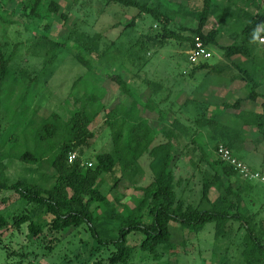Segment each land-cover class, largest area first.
<instances>
[{
	"label": "rangeland",
	"instance_id": "rangeland-1",
	"mask_svg": "<svg viewBox=\"0 0 264 264\" xmlns=\"http://www.w3.org/2000/svg\"><path fill=\"white\" fill-rule=\"evenodd\" d=\"M3 1L0 0V54L7 59V74L0 81V179L7 184L24 180L50 186L54 181L51 175L53 170L47 161L38 165L17 159V154L31 147L34 142L33 125L27 124L31 111L35 112L37 121L52 111L67 117L77 107V103L69 100L68 96L74 90L82 95L90 86L98 95H101L100 87H103V104L108 109L117 107L119 102L127 101L129 97L116 82L106 76L112 72L122 73L130 87H136L144 98L147 94L144 89L153 94L177 87L184 92L186 90L189 75L187 70L192 67L188 60L189 42L172 40L164 46H149L144 49L136 40L148 36L160 37L166 12L169 13L166 14L167 17L171 15L167 26L182 32V26L195 22L190 17L183 18V13L177 7L200 5L202 0H146L148 5L159 7L163 17L160 15L158 21L150 15L139 14L135 7L106 3L105 0H60L61 6L51 18L46 37L35 32L32 22H28L25 17L28 9L24 0H5L4 4ZM212 1L213 10L204 29H218L216 44L208 45L212 53L209 62L215 64L221 58L225 61L220 45L240 42L243 38L242 29L250 23V18L244 19L240 10L239 17L232 12L229 25L233 36L225 38L223 19L227 16L221 9L224 8V2ZM255 1L257 13L264 12V0ZM8 11L10 15H6ZM62 13L65 15L62 16ZM63 40L66 41L65 45L53 46L49 42ZM83 47L89 51L82 49ZM81 52L94 65L90 78L85 77L87 68L77 57ZM200 75L198 74L199 77ZM77 79L79 82L73 86ZM172 100L170 98L162 102L167 110L173 108ZM21 111H25L22 116ZM182 111L185 112V108ZM144 113L151 124L157 120L167 121L156 118L155 112L144 110ZM89 127L94 133L93 137L74 153L78 155L81 150L83 164L88 165L90 162L91 165L88 166L93 167L95 153L101 150L112 151L113 145L105 112H100ZM179 135V147L182 148L178 153L185 160L177 162L173 167L176 194L185 203L191 202L199 206L202 205L199 202L202 182L204 179L211 180L212 172L207 163L202 161V151L184 146L186 138L183 131ZM148 151L139 158L140 167L117 161L112 172L99 173L100 190L116 205L118 211L124 210L125 206L134 207L136 197L143 195V187L152 180ZM255 157L258 159L259 154H255ZM244 158L249 161L248 157ZM259 160L250 165L256 170H262L264 177V159ZM219 180L211 186L209 198H219L222 201L232 199L235 202L232 195L224 190L222 181L225 179ZM245 182L250 183V190L242 193L239 209L249 217L253 215L249 219L250 224L263 240L264 181L240 180L239 183ZM35 206L36 204L20 198L15 191L0 188V212L9 222ZM143 212L145 220H148L147 211ZM19 227L11 225L0 231V264H108L110 250L97 249L98 241L85 224L70 229L66 237L65 234H52L55 235L49 242L53 245L52 250H47L48 243L43 242L42 234L34 241L29 239L27 222ZM170 228L171 248L160 247L161 256L157 259L138 249L142 239L139 232L129 233L127 242L132 247L130 264H247L243 253L245 231L238 221H228L225 233L217 236L214 234L213 222L205 223L197 234L180 229L174 222ZM56 237H61L57 244ZM255 264H264V259Z\"/></svg>",
	"mask_w": 264,
	"mask_h": 264
},
{
	"label": "trees",
	"instance_id": "trees-1",
	"mask_svg": "<svg viewBox=\"0 0 264 264\" xmlns=\"http://www.w3.org/2000/svg\"><path fill=\"white\" fill-rule=\"evenodd\" d=\"M23 2L26 3L28 9L24 15L28 22H32L33 30L40 36L46 37L49 33L51 18L57 14L61 6L60 0H24ZM105 2L135 7L139 14L150 15L156 21L160 20L162 14L159 7L148 5L146 0H105ZM177 10L183 13V18L190 17L195 24L182 26L180 28L182 32L171 29L167 26L171 15L167 17L166 14L169 15V13L166 12L161 36L137 38L136 43L148 49L149 46H164L175 40L179 43L189 42L190 48L194 37L199 36L207 46L216 44L218 29L212 28L208 31L204 29L208 16L213 10L212 0H202L200 5H193L189 8L179 5ZM6 15H10V12L8 11ZM64 15L62 13V16ZM249 18L250 23L243 27V38L240 42L220 45L229 65L240 70L248 83L246 95L236 99L233 104L227 105L236 108L237 112L234 114L235 124H227L226 129L242 132L254 128L258 134L252 139L255 148L261 144L264 154V90H261L264 88V81H262L264 46L257 40V30L264 24V12L256 13ZM6 20L12 21V19ZM49 42L53 46L66 44L65 40ZM82 49L89 51L86 47ZM82 52L77 54V57L87 68L88 73L85 77L90 78L94 65L91 63L92 60L85 58ZM235 57H242L243 60L237 63ZM209 59L191 63L192 67L188 74L202 68H209L210 72H220L217 70L219 63L210 64ZM6 74L7 59L0 54V81L6 77ZM106 76L116 82L129 97L127 101L119 102L117 107L108 109L103 104L101 100L104 93L103 87H100L102 93L98 95L90 86L82 95H78V92L74 90L68 96L69 100L77 103V107L71 110L67 117L52 111L37 121L35 112L31 111L27 124L33 125L34 142L31 147L18 153L17 159L38 165H42L44 160L47 161L53 170L51 175L54 181L50 186H46L24 180L7 184L0 179V188L13 190L20 198L36 204L34 208L10 222L0 212V231L6 230L11 225L20 228L19 226L27 222L29 239L34 241L42 234L45 238L43 242L48 243L47 250H52L53 245L49 244L55 237L52 234H65L64 237H66L70 229L85 224L98 241L97 249L110 250L107 256L108 264H130L132 247L128 244L127 237L131 232H139L142 236L138 249L148 252L153 259H157L161 256L160 247L171 248L170 227L172 222L179 225L180 229H187L194 234L199 233L205 223L213 222L214 234L217 236L223 235L227 222L233 220L238 221L245 231L243 253L247 264H255L264 259V237L261 240L255 228L250 224L249 219L253 215L251 217L245 215L238 205L242 193L249 192L250 183L245 182L241 185L240 180H247L241 178L230 165L221 160L215 151L217 145L223 143L235 155L237 145L233 138L229 136L227 141H216L212 146L215 156L211 160L206 159L212 175L211 180L204 179L202 182L199 200L202 205L185 203L177 197L173 182V167L176 163L178 149L175 148L172 140L177 139V135H171L170 128L164 125L158 129L155 128L149 118L140 115L139 106L152 112L159 102H155L150 93L146 101H142L138 90L130 87L122 73L112 72L107 73ZM78 79L73 86L79 82ZM244 100L252 103L258 102L253 109H240L241 102ZM102 111L105 112L108 124H110L113 146L112 151L96 152L94 166L91 167L83 164L81 150L78 155L74 152L86 145L88 139L93 137L94 133L89 126ZM159 111L160 109L157 112ZM24 113L25 111H21V116ZM163 114L165 115L163 111L159 113L160 116ZM174 121L176 122V119ZM207 121L215 122V119L209 118ZM182 129L184 127L181 125L179 134L182 133ZM160 134L164 138L157 141ZM147 150H149L148 166L152 180L143 187V195L136 197L134 207L125 206L124 210L118 211L116 205L100 190L98 175L101 172H112L117 161L140 167L138 160ZM70 153H74L75 157L69 162ZM219 178L225 179L222 181L224 190L228 195H232L235 202L232 199L222 201L219 198L214 200L209 198L210 188L220 181ZM251 186H253L252 182ZM144 210L147 211L148 220L144 218ZM51 235L53 237L50 238ZM60 239L61 237H56L55 243L57 244Z\"/></svg>",
	"mask_w": 264,
	"mask_h": 264
},
{
	"label": "crops",
	"instance_id": "crops-1",
	"mask_svg": "<svg viewBox=\"0 0 264 264\" xmlns=\"http://www.w3.org/2000/svg\"><path fill=\"white\" fill-rule=\"evenodd\" d=\"M222 2H224V8L222 7L221 9L222 11L224 10L223 13L227 16V18L223 19L225 21L226 33H223L225 38L233 36V32H231L232 27L229 25V22L233 14L239 17L238 10H240L244 19L258 12L255 0H223ZM232 12L234 13L232 14ZM237 58L235 57L237 63L243 60V58ZM220 60L217 69L220 72H210L211 70H209V68H202L190 73L188 75L185 92L182 88L177 87L172 89L174 91L171 89H164L159 94L158 92L152 94L147 91L148 89H144L147 93L145 98L141 97L139 91L138 94L142 101H146L150 93L153 100L159 102L158 106L155 107V110L152 112L157 114L156 118L162 120L166 119L167 121L162 122L157 120L152 124L158 129L162 127V123H164V126L170 128L171 135H177V139L172 141L179 152V149L182 148L179 147V128L182 125L184 127V129H182L183 135H185L186 138L185 145H183L190 147L192 150L202 151V161L205 163H207L206 159L211 160L212 157L215 156V152L212 148L213 144L216 141H227L229 136H231L235 145H237V152L235 155L246 165L253 168L250 165L252 162L259 160V158L264 159L262 145L258 144L257 148H255V144L252 140L258 135L257 131H255L254 128L246 129L242 132H234L226 129L227 124H235L234 114L237 112L236 108L227 105L233 104L236 99L246 95L248 83H246L243 73H241L240 70L235 66H230L226 59L225 61H222V58ZM187 71H190V69ZM198 74H201L200 77ZM262 81H264V77ZM169 91L171 95H169ZM170 98L173 99L172 103L174 104H172V109L168 108L167 110L162 102ZM257 102L258 101L252 103L248 100H244L241 102L240 109H253L256 107ZM182 108H185V112L182 111ZM158 109H160L159 113L163 111L165 115L163 114V116H160L157 112ZM144 110L146 109L139 106L140 115L147 117ZM209 118L215 119V122L207 121ZM175 119L176 122L174 121ZM163 138L164 137L160 134L157 141L163 140ZM182 138L184 139V137ZM255 154H259L258 159L255 157ZM244 157H248L249 161H246ZM182 158L183 157H179V153H177L175 164L185 160H182ZM257 171L263 173L262 170Z\"/></svg>",
	"mask_w": 264,
	"mask_h": 264
},
{
	"label": "built area",
	"instance_id": "built-area-1",
	"mask_svg": "<svg viewBox=\"0 0 264 264\" xmlns=\"http://www.w3.org/2000/svg\"><path fill=\"white\" fill-rule=\"evenodd\" d=\"M257 40L259 44L264 46V24L258 28ZM212 56L208 46L202 41L199 36L194 37V42L189 48L188 60L190 63H198L199 61L206 60ZM216 154L225 163L230 165L241 178L246 180H259L264 181L262 174L246 165L242 160L236 157L232 150L223 143H219L216 147ZM75 157L74 153L68 155V161L70 162ZM88 165H91L88 162Z\"/></svg>",
	"mask_w": 264,
	"mask_h": 264
}]
</instances>
